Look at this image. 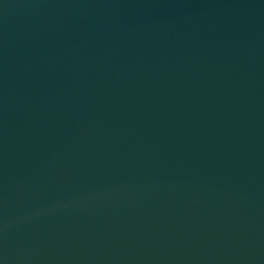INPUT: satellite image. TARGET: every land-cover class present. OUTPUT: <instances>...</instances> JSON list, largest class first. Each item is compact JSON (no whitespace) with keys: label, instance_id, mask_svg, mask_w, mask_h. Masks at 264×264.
<instances>
[{"label":"water","instance_id":"obj_1","mask_svg":"<svg viewBox=\"0 0 264 264\" xmlns=\"http://www.w3.org/2000/svg\"><path fill=\"white\" fill-rule=\"evenodd\" d=\"M0 264H264V0H0Z\"/></svg>","mask_w":264,"mask_h":264}]
</instances>
